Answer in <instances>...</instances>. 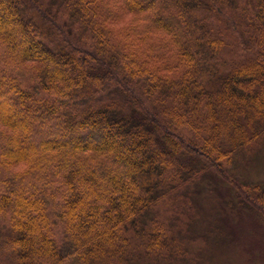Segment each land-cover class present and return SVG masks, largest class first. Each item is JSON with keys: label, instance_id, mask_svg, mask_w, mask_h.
<instances>
[{"label": "trees", "instance_id": "obj_1", "mask_svg": "<svg viewBox=\"0 0 264 264\" xmlns=\"http://www.w3.org/2000/svg\"><path fill=\"white\" fill-rule=\"evenodd\" d=\"M263 144L264 0H0V264H196L157 212L215 174L264 220Z\"/></svg>", "mask_w": 264, "mask_h": 264}, {"label": "rangeland", "instance_id": "obj_2", "mask_svg": "<svg viewBox=\"0 0 264 264\" xmlns=\"http://www.w3.org/2000/svg\"><path fill=\"white\" fill-rule=\"evenodd\" d=\"M229 171L237 180L264 186V144L238 158ZM233 200V187L210 174L192 187L188 203L168 204L157 214L171 219L166 225L173 233H188L178 238H190L187 253L198 258L196 264H264V220L256 211L230 206Z\"/></svg>", "mask_w": 264, "mask_h": 264}]
</instances>
